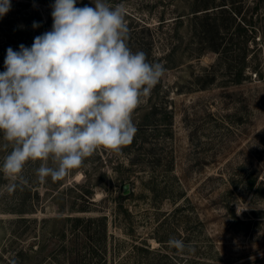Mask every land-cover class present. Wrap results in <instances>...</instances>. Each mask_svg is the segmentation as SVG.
<instances>
[{
    "label": "rangeland",
    "instance_id": "1",
    "mask_svg": "<svg viewBox=\"0 0 264 264\" xmlns=\"http://www.w3.org/2000/svg\"><path fill=\"white\" fill-rule=\"evenodd\" d=\"M10 3L0 72L9 47H31L53 23L54 0ZM108 3L124 6L129 48L165 75L133 113L131 144L97 148L59 181L40 182L41 161H29L14 192L0 172V264H264V76L253 73L259 65L264 74V0ZM203 3L226 5L216 43L227 64L205 52L213 32L193 14ZM84 5L94 7L77 0ZM240 61L250 77L236 84L229 65ZM238 205L247 210L237 215ZM75 216L77 227L66 220ZM170 237L185 250L168 247Z\"/></svg>",
    "mask_w": 264,
    "mask_h": 264
},
{
    "label": "clouds",
    "instance_id": "2",
    "mask_svg": "<svg viewBox=\"0 0 264 264\" xmlns=\"http://www.w3.org/2000/svg\"><path fill=\"white\" fill-rule=\"evenodd\" d=\"M92 2L77 7V0H54L51 30L31 47L7 49L0 72V148L6 152L0 172L8 192L24 183L29 161H41L40 182L59 181L97 148L131 144L138 131L133 113L165 75L162 64L129 48L124 6ZM10 8V0H0V17ZM245 210L238 205L237 215ZM167 245L186 248L176 237Z\"/></svg>",
    "mask_w": 264,
    "mask_h": 264
},
{
    "label": "trees",
    "instance_id": "3",
    "mask_svg": "<svg viewBox=\"0 0 264 264\" xmlns=\"http://www.w3.org/2000/svg\"><path fill=\"white\" fill-rule=\"evenodd\" d=\"M203 1V0H202ZM210 4L206 5L205 6V3L201 4V5H198V7H193V14H194V18L195 20H201L202 22V27H204V33H205V26L207 27V31L210 32L212 31L213 32V36H211V40H212V43L211 46L207 47L206 51H205V46H204V51L207 52L208 51H211V52H215V53H218L219 54V63H222V64H227V62H224L223 59H222V56L224 55V52L225 53H228V48H223L221 49L222 44L220 43H216V41L219 39V33L221 31V26H220V23H219V17H220V14L223 16L224 13L226 12V5L225 4H221V5H218L210 8ZM204 43V41H203ZM222 52H223V55H222ZM231 66L233 69H231L233 71V77H234V82L236 84H242L244 83L247 78H249L250 76H247L246 75V70L247 68H249L247 66V63L245 61H240V62H237V63H232ZM253 73L255 74V77L256 78H260L262 79L264 74L261 70H259V65L257 66V68H255L253 70ZM263 80V79H262ZM148 115V114H147ZM255 185H256V181L253 180L251 182V185H250V189H254L255 188ZM122 198H125L122 196ZM81 212H88V208H82L81 210H79ZM90 212V211H89ZM107 217L106 216H100V217H96L94 218L96 221H105L107 220L106 219ZM66 220L70 221V222H73L76 227L78 225V223L80 222H83V218L81 217H70V218H66ZM90 222H94L93 220L90 219ZM76 227H74V229H76Z\"/></svg>",
    "mask_w": 264,
    "mask_h": 264
},
{
    "label": "water",
    "instance_id": "4",
    "mask_svg": "<svg viewBox=\"0 0 264 264\" xmlns=\"http://www.w3.org/2000/svg\"><path fill=\"white\" fill-rule=\"evenodd\" d=\"M123 194H124L125 196L130 194V188H129V185H125V186H124Z\"/></svg>",
    "mask_w": 264,
    "mask_h": 264
}]
</instances>
